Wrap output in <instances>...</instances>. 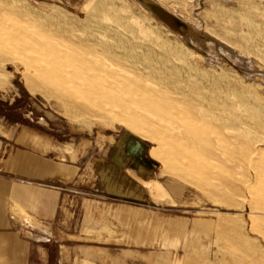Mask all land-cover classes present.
Instances as JSON below:
<instances>
[{
  "label": "rangeland",
  "instance_id": "obj_1",
  "mask_svg": "<svg viewBox=\"0 0 264 264\" xmlns=\"http://www.w3.org/2000/svg\"><path fill=\"white\" fill-rule=\"evenodd\" d=\"M156 1L188 13L195 38L137 0H0V118L64 125L43 157L79 167L71 180L0 178L54 206L28 212L48 233L4 210L0 232L22 250L0 264H153L140 257L157 250L116 243L120 226L89 221L84 202L136 210L148 231L182 223L189 264H264V0Z\"/></svg>",
  "mask_w": 264,
  "mask_h": 264
},
{
  "label": "crops",
  "instance_id": "obj_2",
  "mask_svg": "<svg viewBox=\"0 0 264 264\" xmlns=\"http://www.w3.org/2000/svg\"><path fill=\"white\" fill-rule=\"evenodd\" d=\"M70 1V0H68ZM31 121L36 124L34 126ZM55 121V120H54ZM53 120H46L38 117L36 120H3L0 118V178L3 180L12 178H21L27 181L39 182L48 178L50 180H71L79 173V167L65 160L62 168L49 165L48 159L43 157L48 152L50 138L48 131L50 127L55 133L63 136L65 133L64 125L58 126ZM57 121V120H56ZM60 126V128H58ZM58 128V129H57ZM69 151L73 152V143H68ZM144 187V186H143ZM145 190V188H144ZM146 192V191H145ZM6 195H9V205L6 206ZM7 209L9 217L14 223H21L18 210L24 213L26 219L36 222L38 225L46 223L48 229L40 231L49 232L50 223L46 219H35L28 212H32L39 218L49 217L54 209L51 199L44 195L41 189H28L23 186H8L0 183V227H9V224L3 218V212ZM84 214L89 221H98L102 227H111L114 223L121 228V234L114 241L116 243H125L129 245H150L155 253L145 254L140 257L142 262L189 264L192 255V242L189 241V231L183 228V224L160 217L157 219V229L147 230L146 219L139 216L138 211L132 209H123L110 212H104L89 202L83 203ZM170 223L168 229L160 233L158 227ZM32 228L33 225H30ZM35 229V228H34ZM193 229V223L190 224V230ZM155 233V235H154ZM14 233L0 232V251L12 250L19 253L22 245L18 243ZM57 236H61L58 234ZM169 241L170 246L166 247L159 240ZM163 248V249H162ZM160 250H173L174 257L171 258ZM171 252V251H170Z\"/></svg>",
  "mask_w": 264,
  "mask_h": 264
},
{
  "label": "bare ground",
  "instance_id": "obj_3",
  "mask_svg": "<svg viewBox=\"0 0 264 264\" xmlns=\"http://www.w3.org/2000/svg\"><path fill=\"white\" fill-rule=\"evenodd\" d=\"M137 1L139 2V4L142 7L145 8L146 12L153 19H155L158 23L165 26V28H167L169 31L176 34V36H179L180 38L185 40L186 41L185 43H189V41H191L195 38L193 36L192 29L190 26L191 23H193L194 19H191V17L189 18L186 15L188 13H186V14L184 12L179 13V12H181L182 9L179 12H174V10L167 8L163 2H158L156 0H137ZM199 4H202V3L200 2ZM183 11H185V10L183 9ZM209 37H211V36H209ZM214 39H216V38H214ZM210 40H212L213 44L215 43L218 45V42L214 41L213 39H210Z\"/></svg>",
  "mask_w": 264,
  "mask_h": 264
}]
</instances>
